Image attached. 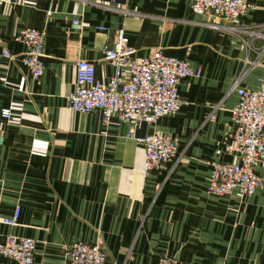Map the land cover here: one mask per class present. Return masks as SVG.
I'll return each instance as SVG.
<instances>
[{"label": "crops", "instance_id": "0c3cea01", "mask_svg": "<svg viewBox=\"0 0 264 264\" xmlns=\"http://www.w3.org/2000/svg\"><path fill=\"white\" fill-rule=\"evenodd\" d=\"M248 1L235 24H264V0ZM215 21L190 0H0V239L35 238L36 264H66L72 241L99 239L106 264H157L163 255L177 264H264V184L252 195L208 191L212 161L236 159L233 84L257 88L264 57L250 66L246 58L258 51L248 50L249 37ZM24 27L46 32L39 78L14 39ZM119 29L134 56L159 48L201 69L179 83L186 102L178 112L135 128L137 136L157 129L179 139L176 161L152 172L127 120L105 122L100 109L79 112L69 103L77 59L94 62L102 80L113 75L104 47H114ZM17 206L18 219L7 222ZM0 264L17 263L1 257Z\"/></svg>", "mask_w": 264, "mask_h": 264}, {"label": "built area", "instance_id": "2783aa9c", "mask_svg": "<svg viewBox=\"0 0 264 264\" xmlns=\"http://www.w3.org/2000/svg\"><path fill=\"white\" fill-rule=\"evenodd\" d=\"M32 1V0H26ZM196 14H211L217 21L214 28L231 29L249 37L248 50H257L255 59L246 61L250 66L259 63L264 57V24L239 27L238 22L251 8L248 0H190ZM74 29H80L78 19L72 21ZM100 30L105 28L100 27ZM14 39L25 45L22 55L24 65L34 78H39L45 70L44 49L46 32L39 28L24 27ZM259 42V44L257 43ZM106 57L114 65V73L108 80L96 76L95 63L89 59L76 60V87L69 94L70 105L79 112H90L96 108L102 111L108 122L118 115L130 124L132 135L145 148L146 171L174 163L179 153V139L172 133L154 130L137 136L136 126L145 121L153 124L164 115L178 112L186 102L179 94V83L187 77H197L201 69L188 59L166 54L163 49H154L148 55L134 56L129 44V36L124 29L116 34L115 45H105ZM3 55L13 57L9 49ZM262 58V59H261ZM245 71V70H244ZM236 79L233 88L237 89L239 100L231 108L232 143L229 149L235 153L233 161L214 160L210 172L208 191L217 195L234 192L252 195L264 184V176L256 165L264 166V70L258 78L257 88L238 86ZM10 107L2 110V115L11 117ZM20 213L17 206L7 222H15ZM36 239L8 233L0 239V259L6 257L17 264H36ZM66 264H106L107 249L103 240H74L67 249ZM157 264H177V259L161 256Z\"/></svg>", "mask_w": 264, "mask_h": 264}]
</instances>
